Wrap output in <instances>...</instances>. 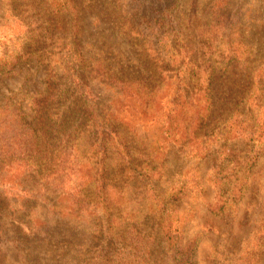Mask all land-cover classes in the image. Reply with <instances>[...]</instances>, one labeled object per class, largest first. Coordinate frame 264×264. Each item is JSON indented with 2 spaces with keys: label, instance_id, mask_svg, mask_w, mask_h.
I'll use <instances>...</instances> for the list:
<instances>
[{
  "label": "trees",
  "instance_id": "obj_1",
  "mask_svg": "<svg viewBox=\"0 0 264 264\" xmlns=\"http://www.w3.org/2000/svg\"><path fill=\"white\" fill-rule=\"evenodd\" d=\"M177 1L134 0L136 5L129 11L155 35L165 52L162 69L177 80L172 96L157 110V97L166 91L157 81L162 75L151 71L144 82L142 75L127 74L130 77L122 79L121 71L103 52L88 54L80 38L78 0H0V6L7 7L0 14V79L17 75L21 66L30 63L47 73L45 93L34 102L39 119L35 127L26 121L22 102L14 101V95L0 106V117H8V124L3 120L1 124L13 159L7 221L18 236L15 240L25 245L53 242L50 222L57 217L56 224L80 220L82 239L95 241L98 255L107 260L115 256L119 264L192 263L193 254L183 249L171 214L161 209L158 189L169 150L174 145L202 159L219 153L227 161L233 143L264 141V75L258 76V83L244 87L234 106L230 92L218 99L214 80L233 59L219 57L213 45L209 53L204 49L181 52L188 38L185 24L177 17ZM227 7L223 2L212 9L208 24L215 34L232 23ZM96 81L118 83L115 88L129 95L149 94L142 112L156 126L152 142L146 144L148 156L153 157H143L138 166V174L148 182L146 195L154 202L148 228L142 227L145 222L137 226L118 215L126 201L124 194L121 197L124 163L131 161L127 178L137 174L132 154L135 141L124 131L128 127L114 117V108L102 107ZM248 113L252 117L246 124L243 117ZM235 177L236 168L228 165L215 172L211 183L218 188ZM169 194V199L179 200L188 190L173 186ZM234 195L225 198L219 190L212 212L223 211ZM65 215L71 218L65 221ZM65 232L59 233L62 243L75 238ZM91 255L95 258L96 251Z\"/></svg>",
  "mask_w": 264,
  "mask_h": 264
},
{
  "label": "rangeland",
  "instance_id": "obj_2",
  "mask_svg": "<svg viewBox=\"0 0 264 264\" xmlns=\"http://www.w3.org/2000/svg\"><path fill=\"white\" fill-rule=\"evenodd\" d=\"M139 1L148 4L151 0ZM165 1L172 4L174 0ZM177 2L180 5L177 17L182 21V26L185 24L183 31L188 38L181 44V52L204 49L209 53V47L213 45L219 57L233 59L226 72L214 80V85L218 89V99L225 97L223 93L230 92L234 106L244 87L258 83V76L264 75V0ZM223 2L228 5L227 19L232 23L215 34L208 21L213 19L215 4ZM78 4L81 9L80 38L88 54L103 52L111 59L112 66H117L118 72L121 71L122 79L130 77L127 74L142 75L140 79L144 82L151 76V71L162 75L157 76V81L166 86V91L157 97L155 103L157 110H160L162 101L168 100L175 91L177 80L162 69L165 52L161 49L163 47L158 46L155 35L140 24L139 18L130 15L129 11L136 5L134 0H78ZM0 7V14L6 12V6ZM184 45L188 46L185 48ZM239 52L244 55L239 57ZM46 78L45 68L36 63L21 66L17 75L0 79V106H4L7 98L14 95V101L22 102L26 121L35 127L39 119L34 102L35 98L44 95ZM107 84L94 82L96 94L102 107L112 106L114 117L120 125L122 123L128 127L124 131L131 135L130 140L135 141L132 154L137 161H134L137 174L133 178L125 176L131 161L124 163L121 197L124 194L126 201L121 205L122 213L118 215L137 226L145 222L142 227L148 228L154 202L146 195L148 182L138 174V166L145 160L143 157H153L148 156L150 148L146 144L152 142L156 126L142 112L145 99L150 97L142 93L129 95L125 89L120 91L115 88L118 83ZM251 117L250 113L243 117L246 124ZM2 120L7 125L8 117H0V264H119V258L115 256L107 260L98 255L96 249L99 245L95 241L82 239L84 229L80 220L56 224L55 217L50 222L51 236L55 234L53 240L58 242L25 245L15 240L18 236L14 229L8 228L7 221L12 178L9 167L13 159L8 153L9 137L6 136L7 132L4 133ZM171 146L158 189L159 198L163 204L161 209L165 208L171 214L172 226L180 233L183 249L193 254V261L188 264H264V141L233 143L232 156L227 161L219 153L202 159L190 156L182 148ZM228 165L236 168V177L221 187H214L211 181L215 172ZM173 186L186 187L187 196L179 200L169 199ZM219 190L225 198L235 194V199H227L228 204L223 211L214 213L211 207L216 203ZM69 218L68 215L64 216L65 221ZM63 231L75 238L62 243L60 234ZM92 251H96L95 258L91 255Z\"/></svg>",
  "mask_w": 264,
  "mask_h": 264
}]
</instances>
